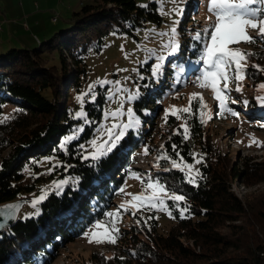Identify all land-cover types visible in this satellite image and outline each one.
I'll return each instance as SVG.
<instances>
[{"label":"trees","instance_id":"obj_1","mask_svg":"<svg viewBox=\"0 0 264 264\" xmlns=\"http://www.w3.org/2000/svg\"><path fill=\"white\" fill-rule=\"evenodd\" d=\"M191 4H186L183 16L193 11ZM69 20L72 27L39 40L35 47L0 51V205L31 193L37 182L48 177L69 175L75 179L62 194H49L41 202L38 215L20 216L0 233V264H49L63 243L73 241L90 224L109 222L106 213L116 210L114 202L133 172L141 174L144 181L159 179L171 193L184 195L186 201L176 204L169 200L174 218L166 233L159 231L157 219H147L145 223L139 213L120 210L123 218L134 221L127 229H120L115 243L128 258L94 252L91 264H264V189L246 193L243 198L233 189L235 181L245 188L264 184V161L240 156L236 164L234 156L215 146L210 129L197 121V108L194 115L185 114L183 119L170 115L162 126V132L167 134H162L160 148H151L156 137L155 110L161 106L175 74L182 71L183 80V75L191 76L202 67L199 60L203 45L194 37H186L177 51L178 60L167 61L158 76L151 72L152 62L147 63L140 80L146 83L140 86L144 91L133 105L141 116V125L129 131L117 151L99 161L84 160L78 146L85 145L95 133L105 88H94L95 102H91V94L83 101L91 124L75 118L79 102L76 99L68 103L66 96L81 91L91 46L99 48L111 31L138 38V28L148 22L160 25L163 18L155 2L144 7L135 0H101L83 5ZM258 49L248 57L246 80L258 97L264 98L260 88L264 71L254 67L264 68V50ZM54 57L60 66L53 62ZM246 101L249 106L256 98L248 96ZM256 102L261 105L259 99ZM8 105H13L14 112L3 118ZM227 107L233 108L229 101ZM216 116L227 119L220 108ZM185 121L190 129L189 139H184L180 127ZM81 125L84 131L78 133L79 138L67 146V151L61 149L64 138ZM177 129L180 135L176 134ZM173 144L184 161L201 173L196 184L188 183L187 173L172 168L168 159H161L153 172L132 166L134 159L130 156L145 147L149 150L147 155L154 158L166 152L178 159ZM200 158L202 162L196 164ZM44 166H51V171L37 175ZM26 169L32 170V180ZM185 207L188 210L181 214ZM148 217L155 216L151 213Z\"/></svg>","mask_w":264,"mask_h":264},{"label":"rangeland","instance_id":"obj_2","mask_svg":"<svg viewBox=\"0 0 264 264\" xmlns=\"http://www.w3.org/2000/svg\"><path fill=\"white\" fill-rule=\"evenodd\" d=\"M99 1L101 0H0V51H8L11 48L21 46L35 47L40 42L39 40L48 39L53 34L62 33L64 30L72 27V23L69 18L74 12L79 11L83 5L94 4ZM135 1L138 5L144 7L150 5L152 2H155L157 10L163 18L160 25L155 22L146 23L144 26L135 31L138 38L129 36L125 33L113 31L107 33L104 36L102 45L99 48L96 47L97 45H93L88 52V73L81 91L79 93L76 92L78 93L77 95L71 94V96H66V99H69L67 101L68 103L71 101L74 102L76 99L78 100L79 108L77 109V112H79L81 110V101L79 97L82 94L89 92L90 85H95V87L100 86V81L102 80L110 82L108 84L101 85L105 88V97L103 98L104 103L102 115L97 128L111 126L114 122H127L126 113L128 109H132L140 122V126L141 116L136 112L133 106L138 97L131 101H129L127 97L137 92V90L139 91V94L144 91L140 86L146 83H140V80L147 68L146 64L152 62L151 72L153 74L154 65L160 62L157 57H165L163 65L170 60L172 63V59L178 60V57L176 56L177 52H171V47L169 46L170 41H173L174 39L178 40L180 46L181 41L186 37L193 38L197 32L202 33L204 29L210 28L211 25L216 22L215 13L208 10L210 0ZM236 2H238V0H236ZM188 3L189 5L192 3L191 7L194 4V7H192L193 13L189 12L188 15L183 16L184 8ZM252 7L261 6L256 4L252 5ZM177 8L182 9L181 15L176 14L175 10ZM54 17L57 18V21H53ZM191 17H194V20H191ZM177 21L178 23H176ZM173 27L176 28L175 37L171 32ZM249 35L258 37L257 31L252 29H249ZM258 40L260 41L255 43L242 42L230 45V47L239 48L252 55L255 51L259 50L258 48L264 50V40L259 37ZM202 55L203 54H201L199 60L202 67L199 68V70L197 67L198 72L193 73L191 76L183 75V80L180 75L182 68H176L181 72L178 71L179 73L175 74L173 77L172 83L168 85L169 89L167 90V94L163 96V99L160 102L161 106H159L154 113V119L157 123L155 129L156 137L153 143H151V148H160L162 144L161 136H163L162 134L164 133L167 134L166 132H162V126L164 122L169 119L171 114H168V110L171 109L172 106H176L178 109H183L189 106L191 100L192 111L194 108H197L196 119L199 123H201L198 112L201 101L198 97L202 96V102L206 105V108L203 109L206 115L202 124H205V127L210 129L215 146L222 152H229V154L234 156L236 164L238 163L237 160H239L240 156L249 157L253 161H264V146H262L264 145V127L253 124V122H258L264 125V118L261 117L264 115V109H260L261 105L256 102L258 99L257 97L259 96L258 93H255V90L247 84L246 79L240 82L242 91H236L237 81L233 76L229 83L231 91L227 93V95H231L228 101L230 102V105L235 108H232V110H235V112L238 113V116L235 117L230 112L224 111L227 119H220L216 116L217 108H219V102L214 99L213 91L210 88H202L199 83H197V77L202 75L206 67ZM55 57L53 62L60 66L58 59H56L57 57ZM248 64L249 62L247 60V65ZM141 68H144V70H141ZM117 81L119 84L115 83ZM221 87H223L222 84ZM193 93L197 94L196 98L192 96ZM236 95H241V98L235 97ZM261 95L262 94H260V96ZM248 96H251L252 99L255 97L256 101H253V104H250L249 106H245L243 102L248 98ZM89 97H91V95ZM232 101L236 102L232 103ZM118 109L122 110L125 115H122L116 121H113L111 117H105V113L115 112ZM13 112V105H8L5 107L3 118L12 115ZM179 115L181 117L180 119L185 118V113L181 112ZM97 128L94 135L85 144L87 152L84 154L94 150L89 142L99 135ZM253 137L257 141L256 143L253 142ZM156 152L157 150L153 151L154 154H156ZM131 157L134 159V163L132 164L133 167L153 172V169L157 167V158L160 157V155H155V158L153 155H145L144 148H140L137 151H134V154L131 155L130 158ZM159 162L161 161L159 160ZM51 168V166H44L42 169L40 168L37 175H41V172L45 170L50 171ZM26 173L27 177L32 180V178L29 177L30 174L33 173L32 170L27 169ZM48 175H50V172ZM139 175L143 178L141 174ZM61 180H68L69 184L75 181L74 177L69 175L48 177L40 182H37L34 191L31 193L22 194L13 202H9L19 205L15 220L20 216L25 218L29 215H38L41 203L33 206L32 202L38 199L41 195L45 194L44 190H48L47 196L55 192L52 190L53 183ZM147 183L148 181H144L142 183L141 180L130 177L126 180L123 188L127 185L125 193H141L145 191V185ZM233 189L240 197L243 198L246 193L263 190L264 184L257 185L252 188H245L241 183L235 181ZM147 192L150 194L151 189H148ZM125 193H122L121 196L116 198V201L114 202L116 210L119 209L121 204L125 201L131 200V197ZM169 200L170 199L165 197L168 210L173 212V210L169 207ZM7 204L8 203L2 205ZM116 210H113V212ZM121 211L127 213V211L123 209H121ZM137 213H139L144 219H147L151 213H153L155 217H158L157 221L159 223V231L161 233H166L173 223V213L172 217H170L167 211L142 210ZM101 221L106 223L103 220ZM96 222L97 221L90 224L89 227L79 234V236L75 237L73 241L63 243L59 250V254L55 259L51 260L49 264H91L90 256L94 252L104 253L106 257L116 255L120 258H128L127 254L122 253L115 244L106 242H89L85 233H89V235H91L89 230L93 228ZM132 223H134V221L130 218H123V214H120V221L117 226L119 229H127ZM99 231H103V229H100ZM225 231L227 232L228 229H225Z\"/></svg>","mask_w":264,"mask_h":264},{"label":"snow or ice","instance_id":"obj_3","mask_svg":"<svg viewBox=\"0 0 264 264\" xmlns=\"http://www.w3.org/2000/svg\"><path fill=\"white\" fill-rule=\"evenodd\" d=\"M256 4H259L261 7H252V5ZM208 10L215 13L216 22L211 25L210 28L204 29L203 33L197 32L194 36V40L199 41L203 45L202 58L206 65L202 75L197 77V83H199L200 87L210 88L213 91L214 99L219 102L221 114H223L224 111H227L233 116H238L237 112L227 107V101L229 99L227 93L231 91L229 88V83L231 78L234 76L235 80L237 81L236 91H242L240 82L246 79V65L248 57L251 54L246 53L239 48H232L230 45L239 44L242 42L255 43L256 37L249 35V29L256 30L258 37L264 40V18H262L264 17V0H238V2H236V0H210ZM175 12L177 15H181L182 9L177 8ZM176 23H178V21ZM171 32L175 37L176 28L173 27ZM169 46L171 47V52L173 53L177 52L180 47L178 40L175 39L170 41ZM157 59L160 62L156 63L153 68V75L156 76L162 74L163 61L165 57L160 56L157 57ZM254 67L260 71H264V68H261L259 65H255ZM141 79H143V77H141ZM108 83L110 82L106 80L100 81L101 85ZM115 83L119 84L118 81ZM221 84L223 87H221ZM94 88L95 85H90L89 92L84 93L79 97L81 101V110L75 114V118L82 119L87 124H91L92 122L87 119V113L83 110V101L86 96L91 94V102H95L96 95L94 93ZM260 88L264 90V84H262ZM138 96L139 91L137 90V92L129 95L127 99L131 101L136 99ZM192 96L196 98L197 94L193 93ZM198 98L201 101L198 112L201 122H204L206 113L203 111V109L206 108V105L202 102V96H199ZM258 99L261 105L264 106V98L258 97ZM235 102L236 101H232V103ZM243 103L245 106L248 105V101L246 100ZM181 112L187 115H194L191 108V100L189 106L186 108L178 109L176 106H172V108L168 110V114L176 116L177 119L181 118L179 115ZM122 115H125V113L120 109L115 112L105 113V117H111L113 121H116ZM126 115L127 122H114L111 124V126L97 128L99 135L89 142L91 147L94 149L92 152L84 154L87 152L85 145H79L78 147L81 149L79 154L81 155L82 159L99 161L101 158L107 157L108 155L120 149L121 142L128 135L129 130L138 128L140 123L132 109H128ZM180 127L183 128L182 134L184 139H189L190 129L187 125V121H185V123ZM261 127H264V125H261ZM83 131L84 126L81 125L71 135L66 136L60 145L61 149L67 151V146L71 144L72 141L79 138L77 133H82ZM176 134H181L179 129L176 130ZM253 142H257L254 137ZM172 150L176 153L178 159H172L165 152L157 158V166L159 160L168 159L171 161L172 168L187 173L188 183L196 184V177L201 176L199 170L194 169L193 164L184 161V158L180 156L179 152L177 151V145L173 144ZM148 153L149 150L147 147H145L144 154L147 155ZM195 155L196 154H194V157ZM201 162L202 158L195 160L196 164H200ZM164 170L168 171L169 169L166 168ZM131 175L132 178L141 180L142 183L144 182L143 178L139 174L133 172ZM68 184V180L55 181L53 183L52 190H54L57 194H62L64 187ZM126 187L127 185L125 188ZM125 188H121L120 192L125 193ZM148 189H151L150 194L147 192ZM44 191L45 194L41 195L38 199L32 202L33 206L47 199L48 190ZM125 194L130 196L131 200L125 201L115 212L108 211L106 213V216L110 218L108 223L97 221L93 228L89 230L91 235H89V233H85V236L89 239L90 243L106 242L115 244L117 242L120 231L117 224L120 221L121 209L125 211L131 210L133 215L142 210L167 211L168 215L172 217V212L168 210L165 197L172 200L176 204L186 201V197L184 195L170 193L166 184L161 183L159 179H150L145 185V191L141 193ZM18 208L19 205L9 206V209L7 210H0V215L6 214V218H14V211ZM187 210V207L182 208L181 214ZM147 219H158V217H147ZM147 219L145 220V223H147ZM137 223H140V221L138 220ZM100 229H103V231H99Z\"/></svg>","mask_w":264,"mask_h":264},{"label":"water","instance_id":"obj_4","mask_svg":"<svg viewBox=\"0 0 264 264\" xmlns=\"http://www.w3.org/2000/svg\"><path fill=\"white\" fill-rule=\"evenodd\" d=\"M15 205V203H8L7 205H1L0 206V210H7L9 209V206H13ZM16 211H14V218H6V214L5 215H0V233L2 231H4L7 227L13 225V223L17 220H15L16 218Z\"/></svg>","mask_w":264,"mask_h":264},{"label":"built area","instance_id":"obj_5","mask_svg":"<svg viewBox=\"0 0 264 264\" xmlns=\"http://www.w3.org/2000/svg\"><path fill=\"white\" fill-rule=\"evenodd\" d=\"M53 20H54V21H56V20H57V18H53Z\"/></svg>","mask_w":264,"mask_h":264}]
</instances>
